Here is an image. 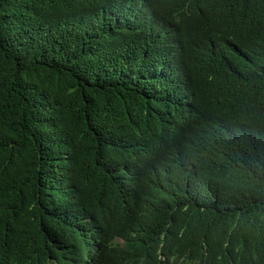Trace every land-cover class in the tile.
Here are the masks:
<instances>
[{"label":"trees","instance_id":"1","mask_svg":"<svg viewBox=\"0 0 264 264\" xmlns=\"http://www.w3.org/2000/svg\"><path fill=\"white\" fill-rule=\"evenodd\" d=\"M0 264H264V0H0Z\"/></svg>","mask_w":264,"mask_h":264}]
</instances>
